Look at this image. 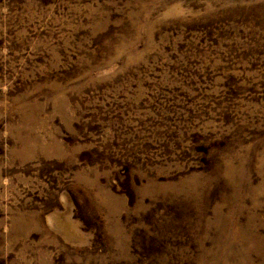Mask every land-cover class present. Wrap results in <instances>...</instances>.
I'll use <instances>...</instances> for the list:
<instances>
[{
    "label": "rangeland",
    "instance_id": "1",
    "mask_svg": "<svg viewBox=\"0 0 264 264\" xmlns=\"http://www.w3.org/2000/svg\"><path fill=\"white\" fill-rule=\"evenodd\" d=\"M0 264H264V0H0Z\"/></svg>",
    "mask_w": 264,
    "mask_h": 264
}]
</instances>
